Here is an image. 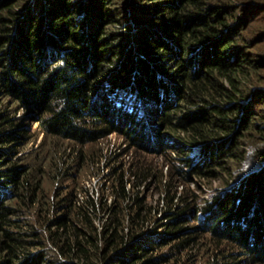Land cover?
I'll return each instance as SVG.
<instances>
[{
	"label": "trees",
	"instance_id": "trees-1",
	"mask_svg": "<svg viewBox=\"0 0 264 264\" xmlns=\"http://www.w3.org/2000/svg\"><path fill=\"white\" fill-rule=\"evenodd\" d=\"M108 1L0 0V95L31 109L43 133L80 146L116 128L137 143L155 129L154 116L164 135L199 150L195 175L225 172L226 162L223 184L238 181L202 207L199 226L246 259L213 248L218 261L207 264H264V0H125V11L113 14ZM6 108L0 106V264H165L190 245L189 236L178 237L187 231L182 211L171 213L163 233L138 229L136 211L118 220L121 205L138 201L121 174L99 229L88 197L60 198L58 214L38 229L33 170L12 162L6 145L21 128ZM169 151L184 165L191 160L178 146ZM134 167L132 181L152 177ZM164 170L163 197L177 208L186 199L181 191L168 195L170 166ZM172 237L177 241L161 252Z\"/></svg>",
	"mask_w": 264,
	"mask_h": 264
},
{
	"label": "rangeland",
	"instance_id": "rangeland-1",
	"mask_svg": "<svg viewBox=\"0 0 264 264\" xmlns=\"http://www.w3.org/2000/svg\"><path fill=\"white\" fill-rule=\"evenodd\" d=\"M124 1L109 0L107 4L108 12L113 14L122 10L125 11ZM99 25L100 23H98ZM262 50L264 51V48ZM105 82L106 79L100 84L102 88L106 86ZM94 97L96 98L95 94ZM121 98L122 96H120ZM95 102L97 105L98 100ZM173 104L174 101L171 102V105ZM0 106L7 107L8 114L15 124L14 128L16 126L21 128L18 131L20 136L15 141L12 140L10 144L8 143L6 147H11L14 151L11 156L14 164L33 170L30 176L31 179L33 177L32 183L28 184L33 189L32 198L34 203L31 207L32 212L36 215L38 229L41 228L40 222L58 214L59 209L55 210L53 205L60 198L65 197L66 200L70 198L71 202L75 201L76 203H80L82 197L92 199L96 205L92 223L99 229L108 214L107 207L111 205L114 199L116 200L113 177L116 174H121L123 181H130V184H134L133 194L138 198V201H130L127 206L121 205L118 208V220L125 218L128 213L133 214L136 211L141 216L138 229L143 232L151 230V232L163 233L166 231L165 223H168L174 217L171 213L182 211L183 218L179 221L184 222L182 226L187 231L185 235L178 237L189 236L192 240L187 248L184 250L178 249L165 264H207L213 259L211 253L213 248L220 250L222 253H234L238 261L242 262L246 259L243 253L234 252L237 247L230 250L229 247L231 246L229 244L213 240L199 226V219L203 217L205 211L202 207L206 203L214 201L216 195L238 181L235 178L229 185L225 186L223 184V181L226 180V171L230 166L228 167L225 162L223 165L226 171L217 169L214 176L195 175L196 168L193 166L198 164L199 158H202L199 150L193 147L186 151L185 147L176 143L175 137L164 135L160 131L159 123H157L154 116L152 120L155 129L153 128L146 135L144 134L145 138L139 140V142L137 141V143L138 136H133L132 132L125 135L121 132L122 129L116 128L83 145L81 143L80 146L76 140L43 133L39 124L34 120L35 117L31 115V109L15 106V103L9 97L0 95ZM133 109V116L137 119L138 112L135 107ZM143 113L142 111L140 117L143 116ZM142 122L144 123L145 120L143 119ZM5 130H9V128L6 127ZM146 140H148V143ZM163 143L165 146H161ZM177 146L185 157L191 159L190 162L184 165L174 159L169 149L172 147L177 148ZM170 157L173 159H169ZM180 157L182 158V155ZM207 158L203 156V159ZM167 161L170 162L165 163ZM165 164L170 166L171 174V176H167L169 179L168 195L181 191L183 194L181 197L186 199L185 202H178L177 208H174V204L177 203L175 199L170 204L163 197L160 175L163 178L166 176ZM134 166L148 169L152 177L146 175L145 178L132 181L130 175L134 171ZM200 168L203 169L204 166ZM241 168L245 170L244 166ZM229 172L231 174V170ZM244 175L245 173L242 176ZM112 183L113 186H111ZM116 202L118 203V201ZM176 241L177 237L170 238L167 241L168 244L161 247L160 251L167 252L170 245ZM240 264L254 263L249 261Z\"/></svg>",
	"mask_w": 264,
	"mask_h": 264
}]
</instances>
